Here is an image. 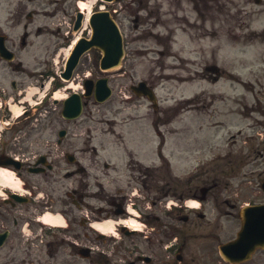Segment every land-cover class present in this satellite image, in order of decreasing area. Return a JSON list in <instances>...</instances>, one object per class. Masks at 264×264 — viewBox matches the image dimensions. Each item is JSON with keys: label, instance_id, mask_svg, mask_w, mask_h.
Returning a JSON list of instances; mask_svg holds the SVG:
<instances>
[{"label": "flooded vegetation", "instance_id": "af4514ba", "mask_svg": "<svg viewBox=\"0 0 264 264\" xmlns=\"http://www.w3.org/2000/svg\"><path fill=\"white\" fill-rule=\"evenodd\" d=\"M22 1L10 10L5 31L0 29L8 50L0 59V264H264V248L246 257H238L241 248L221 250L236 239L243 210L264 206V135L258 131L264 130V57L257 65V59H238L243 69L259 71L255 82L237 80L233 66L225 71L213 63L222 32L230 39L225 47L258 44L264 56V29L259 35L251 30L254 12H262L251 4L261 0H117L110 7L117 12L123 61L154 54L149 47L139 50L154 41L164 49L160 58L177 60L184 88L226 79L232 91L243 92L238 98L232 92L226 116L250 131L238 141L245 146L237 155L228 152L177 184H157L154 175L137 173L133 190L107 182L106 163L88 138L74 141L79 138L67 129L63 137L42 136L40 116L61 79L39 100L50 76L53 35L39 17L55 13L40 4L26 12V1L36 0ZM86 60L76 74L97 78V70L85 74ZM205 105V98L195 96L184 101L183 111ZM51 106L57 109L58 103ZM221 124L214 122L212 129ZM241 136L238 130L229 137L234 143Z\"/></svg>", "mask_w": 264, "mask_h": 264}, {"label": "rangeland", "instance_id": "374dc122", "mask_svg": "<svg viewBox=\"0 0 264 264\" xmlns=\"http://www.w3.org/2000/svg\"><path fill=\"white\" fill-rule=\"evenodd\" d=\"M0 2L1 4L5 2L3 4V9L2 7L0 8V14L5 18L7 14L5 6L7 7L8 1L0 0ZM13 3H15V0H10L12 7ZM34 3L43 4V8H45L44 3H46V0H37ZM66 6L65 8L68 12H72L74 10L73 3H70V6ZM32 7V5H28L26 11L30 10ZM251 7L253 9L260 8L255 7L254 5ZM9 8L10 5L8 6V10ZM51 9H53V6L49 4L46 10L50 11ZM69 16L70 15L67 14L66 20H69ZM262 17H264V12H259L256 17V20L258 19L259 22L254 25L251 24V27L263 26L264 19H262ZM4 18L2 20V17L0 16L1 29H4L5 26ZM53 22H55V19L43 17L44 24L46 23L50 25ZM217 24H222L221 18H219V22H217ZM158 31L162 32V28H156L155 32L157 33ZM248 33L249 31L244 34L248 37ZM218 37V55L216 59V55L214 57L213 54V63L215 62L220 69L228 70L230 66H233L234 70L240 69L242 73L249 72L248 78H246L245 75L243 79L245 81L250 80L255 82L253 81V75L260 74L259 71L252 72L247 69H243L239 64L238 59L246 55L239 48H233L231 45L229 47H225L223 45L224 42H227L228 40L230 41L226 32H222L220 34L218 33ZM253 39H255V37ZM255 46L259 45L256 44ZM148 47L153 48L155 54L149 53L147 57L144 56L143 58L139 57L137 59H133L132 56H129L123 61L122 70H127V74L124 76L116 75L117 73L119 74L121 70L118 72L106 73L109 78V85L113 90L112 96L107 102L97 104L94 102L92 97L86 99V105L82 114L75 120L64 122L60 119V106L57 109H53L50 100L49 107L43 109L41 116L43 137L54 138L57 136V131L62 128H67L69 136L79 138L74 141H80V138H88L92 141L93 137H95V143L99 146L101 152L99 153L100 155L98 154V160L101 163L105 161L108 164L106 176L107 182L113 185H118L124 190H133V188L136 187V176H138L137 171L133 170L129 166L128 161H126L129 155L146 167H154L157 165L155 162L153 164V159L156 157L153 143L155 138L158 136L154 131H152L150 122L162 123L169 121L172 113L175 111V106L179 102L177 99H179L181 94L182 96L185 95V97H192L200 90H204L203 93L207 94L214 93L216 95L215 99H222V102H217L215 104V106L221 111H226L228 109V95L235 92V98L240 96L237 95L239 90L232 91L228 82L225 80L218 81L213 87L209 86L205 82H198L192 89L183 88L180 85V81L176 80L180 74L177 60L174 58H158L156 52L157 50H161V47H158L154 41L153 44L146 43V45H139V50L146 52L145 48L147 49ZM261 49L262 48L259 47L255 51V56H258V64L262 62L263 54L260 55ZM133 50L134 48L129 46L128 51L133 53ZM172 51L176 54V56H178L181 49L175 45ZM88 55L87 66L94 70L96 54L92 50ZM229 57L233 58V65L229 64ZM234 62L236 64H234ZM90 69L85 68V73L92 72ZM82 78L81 74H79V76L75 74V79L72 81L71 88H77L78 90L80 87L82 88ZM236 79L241 80L239 77H236ZM139 81H145L148 85L155 89L159 104L157 112L153 111L151 104H149L145 99L135 97L131 94L129 86L136 84ZM47 92L48 91L43 90L42 97H44ZM66 93L67 92L63 90L58 91L57 94L59 96L57 98H62ZM248 94H246V97L249 101H251V94ZM203 98L207 99L206 96ZM203 111L205 112L206 108H204ZM196 114L197 113L190 114L188 117L183 116L182 120L187 122L185 128H189V131H197V128L199 127L198 125L201 124V126H203L202 132H206L205 139H201L199 134L197 141L192 139L193 141L190 140L189 142H186L189 137L188 131H184L183 133L179 132L178 135L168 138L169 151L172 155L171 173L177 178L190 174L197 167H204V165L208 163L211 158L216 156V154L220 153L222 156L226 155L228 152H233V154L237 155V151L245 146L243 143L238 141L241 140L245 134L250 133L249 129L243 128V136L239 137L236 142L232 143L228 140L229 134L236 133L235 129L237 128L232 127L233 124L228 120V118H221V116L218 117L217 111H212L215 120H225L224 126H222L218 132L212 134L211 130L208 126H206L207 122L204 120H199L196 123L192 122V120H188L189 118L195 117ZM124 123L129 124L123 125ZM158 126V131H162L163 128H160V124ZM108 130L123 132L124 143L122 144L110 136H103V133ZM258 131L264 135V130L262 131V129H260ZM185 144H187L186 149H184ZM180 149L186 150L187 153L185 154L186 151L183 150V154H180ZM134 154L137 158L134 157ZM229 158L234 160L236 156H230ZM241 164H243V162H240V165ZM155 174L161 179L165 176L164 172ZM157 184H163V181L158 180Z\"/></svg>", "mask_w": 264, "mask_h": 264}, {"label": "water", "instance_id": "95a60500", "mask_svg": "<svg viewBox=\"0 0 264 264\" xmlns=\"http://www.w3.org/2000/svg\"><path fill=\"white\" fill-rule=\"evenodd\" d=\"M81 14H77V20L74 25V30L80 25ZM89 24L92 28V36L89 40L81 39L75 46L69 60L66 63L65 72L61 74L62 78L68 80L71 77L72 71L75 68L79 57L87 50L95 47L100 50L103 57L100 61V68L108 70L116 68L119 65L120 57L123 53L121 38L116 28L114 21L110 18L108 12H96L90 17ZM3 46L0 45V54L3 56ZM86 96L91 94L93 87L92 81H87L84 84ZM132 91L138 96H146L150 101L156 102L153 92L141 82L137 86L131 87ZM111 95V90L108 87L107 79H99L95 82L94 98L97 102L106 101ZM156 106V104L154 105ZM81 100L78 94H72L63 102L62 116L66 119H74L81 112ZM61 135V133H60ZM247 214L256 217L261 216V223L254 224L248 222L249 216L244 215L243 225L238 235V239L229 245V247H239L243 242V253L247 254L253 251L256 247H264V207L256 208L247 211ZM227 247V248H229Z\"/></svg>", "mask_w": 264, "mask_h": 264}, {"label": "bare ground", "instance_id": "6f19581e", "mask_svg": "<svg viewBox=\"0 0 264 264\" xmlns=\"http://www.w3.org/2000/svg\"><path fill=\"white\" fill-rule=\"evenodd\" d=\"M93 3V2H92ZM92 3H90V4H92ZM90 4H88V5H84L82 2H80V7H82V8H85L86 7V9L88 10L89 8H90ZM86 15V18H87V16L89 15V11L85 14ZM69 88H71L72 87V85H70V86H68ZM73 90H78L77 88H73ZM59 95L58 94H55V98H57ZM62 98H65L64 96L62 97ZM10 178L8 177V176H5V180L6 181H10L9 180Z\"/></svg>", "mask_w": 264, "mask_h": 264}, {"label": "crops", "instance_id": "0c3cea01", "mask_svg": "<svg viewBox=\"0 0 264 264\" xmlns=\"http://www.w3.org/2000/svg\"><path fill=\"white\" fill-rule=\"evenodd\" d=\"M177 123L176 122H173V128H178L177 126H175ZM166 154L168 155L167 151H166Z\"/></svg>", "mask_w": 264, "mask_h": 264}]
</instances>
